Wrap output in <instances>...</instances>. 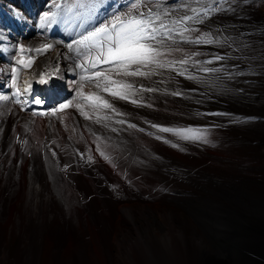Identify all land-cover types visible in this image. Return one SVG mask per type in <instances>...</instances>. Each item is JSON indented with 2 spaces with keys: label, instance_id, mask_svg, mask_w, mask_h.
Returning <instances> with one entry per match:
<instances>
[{
  "label": "bare ground",
  "instance_id": "bare-ground-1",
  "mask_svg": "<svg viewBox=\"0 0 264 264\" xmlns=\"http://www.w3.org/2000/svg\"><path fill=\"white\" fill-rule=\"evenodd\" d=\"M22 2L33 11L32 0ZM13 4L9 6L11 9ZM106 4L107 0L99 2V6ZM132 4H140V7L133 10ZM2 6L4 9V4ZM161 7H164V0H131L130 8H123L120 0L116 12L110 14L111 22L115 16L129 11L147 17ZM10 8L0 15L15 22ZM64 8L60 10L63 22L57 23V18L45 33L37 36H45L38 41L37 49H42L41 44L46 40L52 48H55L53 42L58 45L62 43L58 39L63 41L64 47H56L53 52L42 55L51 63L61 54L56 63H63V67L54 63L55 68L44 73H49L47 78L37 76L45 59L40 60L35 55L33 48L36 47L30 49L33 54L30 56L29 50H21V46L29 43L26 40L24 44L22 33H11L5 23H0V38L9 45L0 53V68H4L0 71V92L9 91L15 102L11 108L10 100L0 103V109L7 108V116L11 117L0 118L3 133L0 179L9 178L5 165L13 163L15 172L13 170L11 179L20 177L33 185L41 182L28 190L30 200L26 209L18 203L24 217L16 220L14 230L8 229L9 223L0 222V264H226L229 257L220 249L217 237L211 234L212 228L215 231L219 228V224H213L212 214L247 223L253 202L264 200V114L258 111L264 110V95L259 99L251 96L252 104L259 106L250 107L236 104L232 96L235 92L230 88L236 72L244 69V63L248 65L247 70L251 65L257 66L264 74L260 66L264 64V44L259 43V35L263 34H254L258 32L255 28L245 29L247 25L241 22L243 19L237 22V10L231 8L230 3L220 5L221 15L218 10H205L191 19L189 28L204 25L207 32L200 39L189 42V46L170 41L176 45L161 55V61L172 62L170 67L141 68L145 75L137 77L108 74L119 83L132 85L126 93L122 92L127 99L111 95V91L120 89L107 81L99 83L100 87L96 85L94 96H100L110 107L102 106L104 111L95 114L76 104L79 87L76 92L63 87V60L68 48L74 45L75 37L82 38L102 25L98 22L101 16L106 19L107 8L98 19L94 18L96 11L89 15L88 10L82 8L83 15L74 16L75 9ZM179 14L170 20L186 16L185 11ZM71 20L76 30L71 44H67L63 38L64 29L72 26ZM36 21L35 15L28 20L29 23ZM232 31H248L251 35L241 38L239 44L225 42L222 35L226 37ZM76 46L78 59L89 53L83 59L86 64L100 53L98 47L76 43L73 48ZM107 64L110 65H98L105 67ZM223 68L228 69L221 80ZM96 72L107 73L102 68L94 74ZM35 84L37 86L33 87ZM236 86L240 85L236 83ZM105 87L109 91H104ZM35 90L39 93L33 98ZM55 95L60 96L55 98ZM36 100L41 103L36 104ZM91 101L94 106H101ZM61 105L68 106L61 109ZM13 108L18 112L12 114ZM67 109L71 110L68 124L58 135L51 115L60 121L65 118ZM37 115L43 117L46 127H36L34 118ZM80 125L89 132L96 153L110 158L116 168H112L114 173L107 169L109 165L92 155L90 142L85 141L76 127ZM162 129H190L188 134L200 139H184L176 131ZM37 130L38 136L35 135ZM59 166L63 167L60 172ZM60 173L76 183L77 199L68 191V182L63 181L61 189H57ZM53 189L59 191L69 211L73 212L72 208L75 211L74 217L63 220L62 224L58 211L51 204ZM7 198L5 195L0 198V213L6 212ZM72 219L77 221L76 225H72ZM84 220L87 226L82 224ZM238 264H263V261L260 254L252 255L248 251L240 255Z\"/></svg>",
  "mask_w": 264,
  "mask_h": 264
},
{
  "label": "rangeland",
  "instance_id": "rangeland-1",
  "mask_svg": "<svg viewBox=\"0 0 264 264\" xmlns=\"http://www.w3.org/2000/svg\"><path fill=\"white\" fill-rule=\"evenodd\" d=\"M3 1V3H2ZM25 1H28V0H24ZM33 1V0H32ZM34 7L38 8V11L35 10V8L33 9V11H31V8L27 7L26 4L24 5L22 0H0V2L2 4L5 3V8L3 9V6L2 4L0 5V13L2 11H5L7 10V8H10L12 5V3H15L13 5H15L14 7H12V9L10 8L9 10H11L10 12H12L11 14L13 15L14 19L16 20L15 22H13L11 19H9L7 16H4V14H2L3 16L0 15V23H5L7 26H8V31H10L11 33H15L18 31L19 33H22L21 35L24 36L22 37L23 39V42L24 44L29 41V43L25 46V47H22L21 48L23 50H29V53H30V56H32L33 54H31V51L30 49H32L33 47H36V48H33V51L35 52V55L37 56L38 55V59L42 60V59H45L43 55V53H46V52H53L55 49L59 48V47H64L63 46V41L58 39V41L62 42L61 44H58L57 43H54L53 44L55 45V48H48L43 51H37V48L39 46V43L38 41L43 39L44 37H37L38 35H42L43 33H45L47 30H48V27L49 25L51 24V22H55L57 20V18L59 19L57 21V23H62L63 22V19H61V16H60V11L56 10L57 8L54 7L55 4H63V2L65 1V3L67 2V0H56L55 3L53 0H34ZM104 1V0H103ZM120 0H107V4L104 5V6H99L98 8H96V12L97 13H94V18L96 17V19L99 18V14L103 11L106 10L107 8V14H106V19L103 20V16H101V22L99 21L98 23H101L102 25H105V24H109L111 22V18H110V14H112V12H116L115 9L116 6H117V2H119ZM11 2V3H10ZM17 2V3H16ZM21 2V3H20ZM70 2L74 3V1L72 0H69V2H67L66 4L68 5ZM210 2V1H208ZM10 3V4H9ZM116 3V5H114ZM16 4H18V6H16ZM22 4L24 6V8H22ZM65 4V5H66ZM239 4V5H238ZM11 5V6H10ZM218 6V4H214V6ZM224 4H222L223 6ZM10 6V7H9ZM252 8H256V10L258 11V13L261 15H257V12H254L250 7H247L245 3H242L241 1H234V2H230V7L231 8H234V10H237V22L240 21L241 19V22H243L244 24L247 22L249 26H247V28L245 29H249L251 28L252 24L253 23H256L258 24L256 21H259V19L261 17H264V5H262V3L260 1H257V0H251V5H250ZM68 7H65L64 9H66ZM230 8V9H231ZM238 8V9H237ZM245 8V9H244ZM63 9V10H64ZM75 9L74 11V16H78V15H83V13L81 12V9H76V8H73V10ZM111 9V10H110ZM197 9V8H195ZM194 9V10H195ZM251 9V10H250ZM242 10V11H241ZM94 11V12H95ZM193 11V10H192ZM208 11V10H207ZM210 11V10H209ZM251 11V13H249ZM7 12V11H6ZM22 12H24L25 14H23ZM45 12H55L56 13V16L54 17V19L50 20L47 24H45L43 21H42V16ZM216 12V11H215ZM241 13V14H239ZM214 14V13H212ZM252 14V15H251ZM35 15V18H36V22H28V20L31 18V16ZM250 15V16H249ZM30 16V17H29ZM247 17V18H245ZM2 18H4L2 20ZM27 18V19H26ZM39 18H40V21H39ZM246 20H245V19ZM250 18V19H249ZM252 18V19H251ZM256 18V19H255ZM255 19V20H254ZM107 20H109V22H107ZM248 20V21H247ZM254 20V21H252ZM26 21V22H25ZM104 21V22H103ZM25 22V23H24ZM190 22V21H189ZM72 25L71 27H67L68 29H64V35H63V38L64 40L67 42V44H71L73 38H74V33H75V26L73 23V20H71L70 22ZM242 23V25H244ZM262 24L264 25V20L262 21ZM98 24H96L97 26ZM179 25V26H177ZM190 25H180V24H173L172 25V31H173V35L177 36V40L175 42H177L178 44L180 45H185V46H189V42H191L193 39H200L201 38V35H203V33L205 34L207 32V30L205 29V26L203 25H198L194 28H189ZM22 27V28H20ZM182 27V28H181ZM180 28V29H179ZM35 29V30H34ZM196 29V31L194 30ZM185 30V31H184ZM189 31V32H188ZM264 31V29H263ZM232 32H235V31H232ZM231 32V33H232ZM33 33H34V36L35 38L33 37ZM263 34L262 35H259V38L263 37L264 38V32H261ZM260 33V34H261ZM242 34H245V36H250V34L248 35V31H243ZM244 36V37H245ZM57 37H60L59 35H57ZM223 39L225 42H228L230 43L229 40H231L233 37L230 36V37H225L223 36ZM80 37H78V39L75 37L74 38V45L72 47H69V51L67 53H65V57H64V70L62 73V77L63 79L61 80V82H63V87L65 88H68L70 90V92H72V90H74L76 92V87H79V91L77 92V102L76 104L78 106L81 105L82 108H85L87 109L88 111H92L93 113L97 114V112H103V107L102 106H99V105H96L94 106L93 102L89 99H87V97L89 96H94L95 95V92H94V88L97 84L101 83L102 81H105L103 77H99V78H96L95 77V74H94V71L96 70H100L101 68L102 69H106L107 71V74H110V73H115V71H113V65L110 64V65H105V67H102L100 65H98L97 67L93 68L92 67V64L89 63V64H86L83 62V59L86 58L89 53H87V55L83 58L78 59L76 57V49L78 50V46H76L75 48H73L75 45H76V42L79 41ZM180 38H183V41H180L179 39ZM261 38L259 39V41H261ZM2 39V40H1ZM29 39V40H28ZM35 39V40H34ZM46 39V38H45ZM243 39V38H242ZM27 40V41H26ZM240 40V39H239ZM239 40H235L233 43H238ZM11 41V45H14V42L12 41V39H10ZM50 41V39H48V42ZM179 41V42H178ZM57 42V40H56ZM69 42V43H68ZM3 43V44H2ZM6 45H5V44ZM46 43H47V40H46ZM46 43H43L42 42V48L44 45H47ZM33 44V45H32ZM66 43H64L65 45ZM31 45V46H30ZM173 45H176V44H172V43H163L162 45H158V47H160L161 49V52L162 54H164V52L168 49H170V46L172 47ZM8 47V43L2 38H0V53L3 52V47ZM57 47V48H56ZM62 51V50H61ZM60 55L56 56L57 58H61ZM57 58L56 59H53V61L50 63L48 60L45 59V61L43 60V64L41 65V71H42V74L41 71H37L39 72V75H37L38 77L41 75L43 78H47L46 76L49 75L48 74H44V73H47L49 72L53 67L55 68V64H59L63 67V63H61V61H59V63H56L58 62L57 61ZM78 61L77 63L76 62H72V61ZM55 61V62H54ZM67 61V62H66ZM245 61H248V60H245ZM261 64L263 63L262 61H259ZM257 62V64L259 63ZM55 63V64H54ZM67 63V64H66ZM161 63L165 64V65H172V62L171 61H161ZM259 63V64H260ZM18 68L20 67L19 63H16ZM54 64V65H53ZM72 66H70V65ZM244 69L240 70L239 72H236L235 74V78H234V84L230 86L231 88V92L234 91L235 93L232 94L233 98H234V101H237L236 104H241V105H245V104H248L251 105L250 107H258L259 105H253L252 104V100H251V96L255 97L257 99H259V97L261 98L262 95H264V74L262 73V71H259L257 66L256 68L253 67L251 64V67H250V70H247V67L248 65L244 63ZM35 66H38V63L36 62ZM34 66V67H35ZM84 66H87V70L86 72L84 71ZM150 66H153L155 68H157V66L155 65H150ZM261 67L264 68V64L260 65ZM82 68V69H81ZM112 70H110V69ZM4 68L1 67L0 68V71H2ZM21 69V68H19ZM71 69V70H70ZM80 69V70H79ZM109 69V70H107ZM227 69L228 68H223L224 71H222V73L220 74L221 77H219L221 80H223L225 77H226V74H227ZM246 69V70H245ZM245 70V72L243 71ZM68 71V72H67ZM92 72V74H91ZM225 72V74L223 73ZM243 72V73H242ZM249 72V73H248ZM252 72V73H251ZM257 72V73H256ZM261 73V74H260ZM85 74V76H84ZM70 75V76H69ZM246 75V76H245ZM37 76L33 77V78H36ZM74 76V77H73ZM77 77H81L80 79H78V81L76 80ZM85 77H91V79H85ZM132 77H137V76H132ZM218 78V80H220ZM241 78V79H240ZM248 78V79H247ZM75 79V80H73ZM248 80V81H245V80ZM254 80V82H252V80ZM263 79V80H262ZM71 80V81H70ZM250 80V81H249ZM88 82V83H87ZM236 83H238L240 86H236ZM241 83V84H240ZM66 84V86H65ZM82 84V85H80ZM85 85V86H84ZM90 85V86H89ZM37 86L36 84L33 85V87ZM83 86V87H82ZM86 87V88H85ZM233 88V90H232ZM7 91V90H6ZM82 91V92H81ZM88 91V92H87ZM9 92V91H7ZM7 92H2L3 95H6L8 96L10 94L7 93ZM238 92V94H237ZM240 92V93H239ZM37 93H39L38 91H34L33 92V98H35L37 96ZM92 93V94H91ZM249 94V95H248ZM61 95V94H60ZM60 95L56 96L55 95V98L59 97ZM236 95V96H235ZM241 97H239V96ZM245 95V96H244ZM261 95V96H260ZM35 96V97H34ZM62 96V95H61ZM246 97V98H245ZM248 97V98H247ZM60 98H63V97H60ZM239 98V99H238ZM241 98V99H240ZM245 98V99H244ZM227 99V98H226ZM238 99V100H236ZM3 100V97L0 96V103L2 102ZM10 100V103H9V108H11L12 106H14L15 102L12 101V97H11V94H10V99H7L6 98V101ZM242 100V101H241ZM244 101V102H243ZM250 101V102H249ZM247 102V103H246ZM227 103L228 104H231V101L229 99H227ZM244 103V104H243ZM13 104V105H12ZM94 106V107H93ZM91 107V109H90ZM14 109V110H13ZM11 109V113L13 114V111L15 113L18 112L17 109L13 108ZM1 112H0V118H8L10 116H7V112L8 109L7 108H3L0 109ZM236 111V110H235ZM259 111L262 113V115L264 114L263 111H261V109H259ZM71 110H68L67 109V113L66 115L64 116L65 118H61L62 120H55V116L51 115L52 118H54V124L55 126L57 127L56 130H57V134L59 135V133H61V130H65L66 129V124H68V115L70 114ZM237 112V111H236ZM240 113V112H238ZM45 114H48V112H46ZM48 115V116H50ZM2 116V117H1ZM73 116V112L71 114V117ZM11 118V117H10ZM42 116L40 115H37L34 119H35V123H36V127L39 129V126L41 125V127H45L47 126L46 122L44 120H42ZM41 119V121H40ZM9 120V119H8ZM56 121V122H55ZM44 122V123H43ZM41 123V124H40ZM76 127H79V129L81 130V134L84 136V139H86L85 141L87 142H90L89 146L91 147V152L92 155H95L96 158H98V160H101V158H105L107 156H99L95 149H94V146L92 145L91 142H93L92 139H90V135H89V132L86 130V128H84L82 126L81 128V125L80 126H76ZM73 130H75V128H73ZM35 135L38 136V130H37V133L35 131ZM94 143L96 145H99L100 143L99 142H95ZM108 158V157H107ZM1 159V158H0ZM110 160V158H108ZM3 163H1L0 165H2ZM104 164L107 166L109 165L110 167L107 166V169L110 170L111 172L115 171L116 168L112 165V162L110 160L107 161V160H104ZM12 166L13 168L11 167V170H7L8 168L6 167L4 170L6 171V174L8 175V177L10 178L8 180V183L6 184L5 181H2V179L0 180V198L2 199L3 195L7 196L8 200L6 202V209H5V213H0V222H2L3 224H8L9 228L8 229H15V224H16V220H18V218L20 217H24V213L21 211L22 208L20 207V209H18V203L20 206H24L25 209L26 207L28 206L29 204V198H30V195H29V191L31 190V188L33 187H36V185H40L41 182H37L35 185L29 183V181L25 182V180L23 179H11L12 176L10 177V175L8 174L7 171H10L11 173L13 172V170H15V165L12 163ZM43 167H44V164H43ZM62 166H59L58 167V170L60 172V169H61ZM114 168V169H112ZM18 169H19V165H18ZM63 169V167H62ZM80 171V170H79ZM110 172V173H111ZM10 173V174H11ZM83 174V172H81ZM114 173V172H113ZM83 177L84 179H87L89 181V183H91L90 179L85 175L83 174ZM59 180H58V183H59V187H57V189H61L60 187V184H64V182H68L69 183V186H68V191H70L71 194L73 197H75V199H77L76 197V188H77V185L74 181H69L67 180V178H65L63 176V173L59 174L58 176ZM64 179V180H63ZM14 180V181H13ZM64 181V182H63ZM84 183L85 185L87 186V182L84 180ZM30 184H31V187H30ZM53 184V183H52ZM8 188H7V187ZM43 186V185H42ZM75 186V187H74ZM6 187V188H5ZM45 188V187H44ZM43 188V189H44ZM75 189V190H74ZM6 190V192H5ZM29 190V191H28ZM59 191L53 189L52 190V194L50 196L51 199H53V202L51 203L54 207V210L55 211H58L59 215H60V223L62 224V221L63 220H69V217H74V208H72L73 212H70L69 211V208L63 203V201L61 200V195L58 193ZM75 192V193H74ZM61 193V191H60ZM23 195V197H22ZM60 195V196H59ZM33 197V196H32ZM59 197V198H58ZM34 198V197H33ZM57 199V200H56ZM20 200V201H19ZM18 201V202H17ZM14 202H17V203H14ZM22 202V203H21ZM56 205H55V203ZM76 202H78L76 200ZM75 202V203H76ZM28 203V204H27ZM79 204V202H78ZM27 205V206H26ZM66 209H65V207ZM15 206L17 207L16 209ZM64 207V209H63ZM63 209V210H62ZM79 209V207L77 208V210ZM0 212H1V205H0ZM21 213V214H20ZM66 214V218L64 217ZM23 215V216H22ZM64 215V216H63ZM11 216V217H10ZM65 218V219H64ZM9 219V220H8ZM73 220V219H72ZM8 221V222H7ZM5 222V223H4ZM76 222V223H74ZM11 223V224H10ZM15 223V224H14ZM71 223V221H70ZM74 223V224H73ZM77 224V221L76 220H73L72 221V225H76ZM82 224H85L87 226V222L84 220V222H82ZM11 226V227H10ZM74 227V226H73ZM5 237H7V234H5ZM5 237H4V240H5Z\"/></svg>",
  "mask_w": 264,
  "mask_h": 264
},
{
  "label": "snow or ice",
  "instance_id": "snow-or-ice-1",
  "mask_svg": "<svg viewBox=\"0 0 264 264\" xmlns=\"http://www.w3.org/2000/svg\"><path fill=\"white\" fill-rule=\"evenodd\" d=\"M100 0H74L71 5H64V7L71 8H84L88 10L91 15L96 8L99 6ZM55 8L60 9L61 4H55ZM137 8L136 4H132V9ZM56 16L55 12H45L42 16V21L47 24L50 20ZM191 17L184 16L175 23L179 24L183 21L189 20ZM159 21V16L156 17L155 21L146 18L145 14L129 11L128 13L120 16H115L113 21L109 24L101 25L95 28V31H90L86 36L77 41L79 45H88L90 47H98L100 53L93 58L92 67L95 68L98 64L110 63L113 65V71L116 75L124 76H140L145 75L141 68H147L150 65L157 67H170L171 65H165L161 63L160 57L162 55L160 47L164 40L171 39L167 26L163 23H156ZM163 34L164 39H160ZM51 45H44L42 49L37 51H43L50 48ZM23 50V49H21ZM221 59V57H216ZM186 61H181L185 63ZM30 65V62H29ZM25 65V66H29ZM207 71V69H205ZM16 71L15 68L12 69ZM95 77H103L105 81L116 86L120 89L118 91H111V95L120 96L121 98L127 99V90L132 88L131 84L119 83L113 80L107 73L96 72ZM85 79H91V77H85ZM45 82V81H41ZM97 87H100L97 84ZM104 91H109V88H103ZM89 100L99 102V104L105 108L110 107L107 101L103 100L100 96H89ZM135 102V101H133ZM36 104L41 103L40 100L35 101ZM68 105H61V109ZM165 132L176 131V134L184 139H200L197 135H189L192 130H173V129H162Z\"/></svg>",
  "mask_w": 264,
  "mask_h": 264
},
{
  "label": "water",
  "instance_id": "water-1",
  "mask_svg": "<svg viewBox=\"0 0 264 264\" xmlns=\"http://www.w3.org/2000/svg\"><path fill=\"white\" fill-rule=\"evenodd\" d=\"M247 223L221 214H212L213 224H219L211 234L217 237L223 253L229 257L226 264H238L241 254H260L264 264V200L253 202ZM212 227V225H211ZM245 247L247 251L245 252Z\"/></svg>",
  "mask_w": 264,
  "mask_h": 264
},
{
  "label": "flooded vegetation",
  "instance_id": "flooded-vegetation-1",
  "mask_svg": "<svg viewBox=\"0 0 264 264\" xmlns=\"http://www.w3.org/2000/svg\"><path fill=\"white\" fill-rule=\"evenodd\" d=\"M234 1H237V0H223L220 5L222 4H229L230 2H234ZM253 1V0H252ZM257 1H260L262 3V5H264V0H257ZM242 3H245L247 7H250L254 12H257V15L261 16L258 11L256 10V8H252L250 5H251V0H246Z\"/></svg>",
  "mask_w": 264,
  "mask_h": 264
}]
</instances>
